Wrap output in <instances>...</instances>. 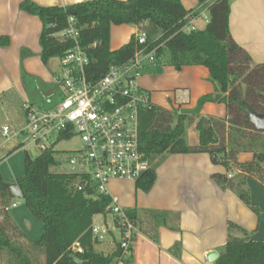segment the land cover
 I'll return each instance as SVG.
<instances>
[{
  "label": "trees",
  "instance_id": "obj_1",
  "mask_svg": "<svg viewBox=\"0 0 264 264\" xmlns=\"http://www.w3.org/2000/svg\"><path fill=\"white\" fill-rule=\"evenodd\" d=\"M229 2L198 0L196 10L186 11L180 0H91L65 7H41L25 0L19 10L41 22L40 59L45 66L52 59H62L73 48L72 41L55 37L67 28L68 18L72 17L78 44L89 60L85 75L93 84L142 48L136 36L131 35L125 45L110 51L111 26L141 28L147 38L146 51L156 49V63L146 66L142 75L159 74L163 66L177 71L186 66L205 67L215 91L200 97L193 109L169 111L151 104L139 110V150L148 161L149 169L135 181V188L148 191L155 181L156 169L167 156L205 153L213 165L226 170L225 175H212L213 182L223 190L231 189L247 208L258 214L260 209L250 201L246 179L256 180L264 190V132L256 130L248 121L247 111L264 114V64L254 65L249 55L232 40L228 29ZM204 8L209 13L206 27L183 32L186 17L196 16ZM7 44V38H0V46ZM14 102L17 104L18 100L14 98ZM206 103L223 104L226 117L200 115ZM22 111L24 115L23 106ZM193 123L198 137L196 146H190L186 140V131ZM69 139L61 134L54 145ZM246 153L251 154V160L239 162V155ZM55 156L52 148L39 151L36 158L25 151L24 172L16 180L25 207L42 224L38 240L27 238L9 215L14 197L3 189L0 175L2 264H132L131 249L124 250L121 242L110 255L93 249L92 218L111 214V200L105 195L93 197L91 193L76 191V175L51 172V168L59 167ZM124 214L135 230L155 243L160 228L179 230L177 213L124 209ZM226 226V243L213 264H264V242H252L249 234L233 223L227 222ZM74 244L79 245L80 252L73 250ZM178 250L179 243L171 252L176 255Z\"/></svg>",
  "mask_w": 264,
  "mask_h": 264
},
{
  "label": "crops",
  "instance_id": "obj_2",
  "mask_svg": "<svg viewBox=\"0 0 264 264\" xmlns=\"http://www.w3.org/2000/svg\"><path fill=\"white\" fill-rule=\"evenodd\" d=\"M23 1L0 0V38L8 40L6 46H0V131L3 126L16 131L24 125L22 106L43 105L56 97L52 80L59 68L56 71L49 69L51 60L43 65L39 44L42 25L37 17L19 10ZM29 1L41 7H65L91 0ZM180 2L186 11H194L199 6L198 0ZM200 13L201 17L192 23L197 31L203 30L209 22L207 8ZM228 29L232 40L249 55L254 65L264 64V0H230ZM139 32L142 31L136 26H111L110 51L118 50L131 35ZM136 85L149 95L152 105L169 111L193 109L200 97L215 91L208 70L202 66H186L179 71L163 66L159 74L141 75ZM14 98L18 100L17 104ZM200 115L224 118L226 108L223 104L206 103ZM186 140L190 146L198 144L195 123L187 129ZM18 141L19 137L1 142L0 154L4 155L0 161L7 158L6 154L20 149L17 148L20 146ZM251 158V154H241L238 161L249 162ZM214 174L225 175L226 170L213 165L208 154H174L158 166L155 181L146 192L136 190L135 181L112 180L109 183V195L117 198L122 209L167 211L179 215V230L160 228L157 243L138 229L133 232L129 244L132 264H213L215 260L209 262L207 255L214 252L218 257L227 240V222L247 232L252 242H264V190L261 185L252 178L246 179L250 201L260 209L255 214L231 189L219 188L211 179ZM12 208L17 209L18 204L10 206L9 212ZM11 218L18 227L16 218ZM92 228L96 229L93 249L103 255L112 254L122 235L113 215L93 216ZM177 243L179 250L173 255L171 249Z\"/></svg>",
  "mask_w": 264,
  "mask_h": 264
},
{
  "label": "built area",
  "instance_id": "obj_3",
  "mask_svg": "<svg viewBox=\"0 0 264 264\" xmlns=\"http://www.w3.org/2000/svg\"><path fill=\"white\" fill-rule=\"evenodd\" d=\"M200 12L186 17L183 32L197 31L192 23L201 17ZM135 36L142 48L93 84L86 78L89 60L78 44L75 21L69 17L67 28L55 34L59 40L74 43L59 60V71L53 76L52 82L57 87L55 99L43 105H24V125L16 131L3 126L0 131L6 141L19 137L21 147L32 145L38 151L50 148L55 151L54 142L61 134L70 138L78 136L82 147L71 152L68 159L69 174L76 175L74 189L91 193L93 197L110 198L111 214L122 232L120 242L124 250L129 247L135 228L119 207L117 198L109 195L108 185L112 180L136 181L149 169L148 161L139 150L138 112L151 103L136 80L146 66L156 63V49L146 51V34L139 32ZM92 233L96 234L95 228ZM73 250L81 251L78 244H74Z\"/></svg>",
  "mask_w": 264,
  "mask_h": 264
},
{
  "label": "rangeland",
  "instance_id": "obj_4",
  "mask_svg": "<svg viewBox=\"0 0 264 264\" xmlns=\"http://www.w3.org/2000/svg\"><path fill=\"white\" fill-rule=\"evenodd\" d=\"M59 66V60L52 59L50 61L49 69H55L56 71ZM4 141L5 140L1 138L0 145H2L1 142ZM81 147V140L78 136H74L69 140L58 142L55 146V157L59 161V167L51 168V172H61L69 174L71 171V167L68 159L70 158V155H72L71 152L78 151L81 149ZM25 151L31 158H36L39 154V151L34 146L27 145L23 149L20 148L16 150L14 153H12V155L0 161V175L3 179L4 184H14L16 183V180L23 175ZM3 155L4 154H0V159L3 157ZM15 202L16 204H18V208H12L9 215L16 218L17 225L25 236L31 238L32 240H38L43 231L42 224L33 217L31 212L25 207L22 200L16 198ZM107 218L108 220H110L109 216ZM96 223H99V221H97ZM96 223L95 226L97 225Z\"/></svg>",
  "mask_w": 264,
  "mask_h": 264
},
{
  "label": "water",
  "instance_id": "obj_5",
  "mask_svg": "<svg viewBox=\"0 0 264 264\" xmlns=\"http://www.w3.org/2000/svg\"><path fill=\"white\" fill-rule=\"evenodd\" d=\"M247 119L258 131L264 132V114H257L253 111H247ZM3 189L10 193L13 197L21 199V192L16 183L3 184ZM216 253L212 252L207 255V260L213 262L216 259Z\"/></svg>",
  "mask_w": 264,
  "mask_h": 264
}]
</instances>
